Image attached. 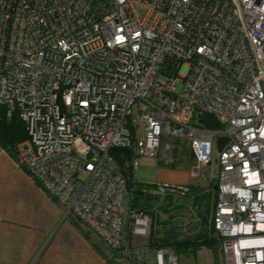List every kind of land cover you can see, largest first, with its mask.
Listing matches in <instances>:
<instances>
[{"label":"built area","instance_id":"built-area-1","mask_svg":"<svg viewBox=\"0 0 264 264\" xmlns=\"http://www.w3.org/2000/svg\"><path fill=\"white\" fill-rule=\"evenodd\" d=\"M0 107L25 138L17 165L63 211L135 264L150 217L112 150L166 163L186 137L190 176L216 157V264H264V0H0ZM212 118L218 129L202 121ZM150 193L184 196L155 182Z\"/></svg>","mask_w":264,"mask_h":264},{"label":"crops","instance_id":"crops-1","mask_svg":"<svg viewBox=\"0 0 264 264\" xmlns=\"http://www.w3.org/2000/svg\"><path fill=\"white\" fill-rule=\"evenodd\" d=\"M13 132L15 140L22 137L20 129H13ZM183 162L189 168L193 164L189 147ZM164 164L167 165L168 161ZM158 169V160L142 158L138 169L131 172V178L141 185L161 182L193 186L189 182L163 181L158 177ZM133 243L146 245L148 236L136 237ZM202 249L207 248H201L195 254H182L196 256ZM0 264L135 263L109 250L83 224L65 216L62 209L17 165L13 156L0 146Z\"/></svg>","mask_w":264,"mask_h":264},{"label":"trees","instance_id":"trees-1","mask_svg":"<svg viewBox=\"0 0 264 264\" xmlns=\"http://www.w3.org/2000/svg\"><path fill=\"white\" fill-rule=\"evenodd\" d=\"M208 128L218 129L220 126L212 118L205 117L202 120ZM13 129H20L22 137L19 140H15V133ZM25 138V131L23 124L17 118L16 114L12 117H7L5 109L0 107V146L4 147L10 155L15 159V146ZM111 155L114 157L116 163L119 165L121 172L129 180L131 178L130 163L132 160V154L129 150L116 149L112 150ZM129 185L135 188L132 205L133 208L139 212L147 214L150 219L154 218L152 213L147 212L146 208H150V201L159 198L160 196L154 195L148 191V188L144 185L137 184L129 181ZM188 193L184 196H164L169 200V206L176 208L173 205L171 198H190L192 199V205L197 208V217L199 222L198 231L193 235L186 237L177 235L175 231L170 230L165 236L159 238L156 237L155 231H151L148 235V244L143 245L150 250H158L161 248H168L173 250L177 255L182 253L195 254L201 248H207L211 250L215 256H217L218 241L213 235L211 227V218L213 209L215 206L216 194L214 191L215 181H211L208 189H201L198 186H187ZM162 197V198H164ZM152 202V201H151ZM178 206V205H177ZM181 206V205H179ZM167 212V211H165ZM149 213V214H148Z\"/></svg>","mask_w":264,"mask_h":264},{"label":"rangeland","instance_id":"rangeland-1","mask_svg":"<svg viewBox=\"0 0 264 264\" xmlns=\"http://www.w3.org/2000/svg\"><path fill=\"white\" fill-rule=\"evenodd\" d=\"M167 143L170 147L166 154L168 164L165 165L163 160L161 162L158 160V177L163 181L189 182L201 189H208L209 181L215 179L218 170L216 165L218 150L215 139L213 140L211 151V164L202 165L199 168L198 176L195 178L190 176V168L186 166V162H183L184 153L189 147L186 137H170ZM155 198L151 200L152 202L150 201V208H146V210L152 213L154 217L153 219L151 218V231H155L156 237L161 238L169 233L170 230L183 237L193 235L198 231L197 208L192 205V199L186 197L171 198L173 205L176 207L171 208L167 198ZM177 260L179 264H216V256L209 249H202L196 256L179 254Z\"/></svg>","mask_w":264,"mask_h":264},{"label":"water","instance_id":"water-1","mask_svg":"<svg viewBox=\"0 0 264 264\" xmlns=\"http://www.w3.org/2000/svg\"><path fill=\"white\" fill-rule=\"evenodd\" d=\"M225 143H226V139L224 138L218 139L217 140V150L220 151Z\"/></svg>","mask_w":264,"mask_h":264}]
</instances>
